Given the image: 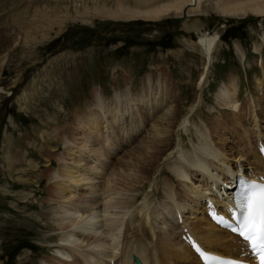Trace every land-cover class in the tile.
Returning <instances> with one entry per match:
<instances>
[{
  "label": "rangeland",
  "instance_id": "374dc122",
  "mask_svg": "<svg viewBox=\"0 0 264 264\" xmlns=\"http://www.w3.org/2000/svg\"><path fill=\"white\" fill-rule=\"evenodd\" d=\"M172 1L0 0V264H44L45 259L53 262L51 264H86L81 253L96 254L101 248L94 247V239L88 234L81 236L84 241L77 247L76 244L61 243L66 227L61 228L56 217L61 206L73 211L78 197L88 195L99 202L104 201L102 192L91 191V196L89 182L76 185L69 181L74 188L71 186L72 189L64 194L73 195L74 205H71L54 191L61 179L54 175L64 165L78 167L80 172L87 169L84 175L90 177L91 174L95 184L100 185L115 167L117 171L121 167H132H126L127 157L125 161L120 158L138 143L144 145L146 137L152 140V124L164 113L168 103L155 108L153 116L147 115L143 128L136 135L126 137L128 142L121 141L114 154L109 152L102 138L96 139L98 133L88 121L93 120L102 94L107 106L116 89L123 92L128 85L134 92L138 91L141 80L149 72L157 75L161 71L165 79L163 86L174 90L170 108L176 107L173 110L176 120L168 126L171 130L168 139L164 145L160 144L163 151L143 183H129L118 177L122 186L126 185L129 190L121 189L123 193L116 197L137 196L135 207L148 197L152 205L148 222L143 210L140 215H134L136 227L132 226V229L146 224L155 230L154 236L149 231L148 237L156 238L164 233L169 236L170 208L158 213L155 207L162 208V204L171 200L164 193V186L169 184L184 206L182 211L190 224L188 227L205 216L195 193L190 192L195 190L192 186H199V191L202 186L206 188L204 181L207 179L196 170L193 160L198 155L203 134L210 133L209 137L217 147L208 156L207 171L215 175L225 173L224 165L221 169L218 167L224 157L219 148L231 155L229 164L238 160L251 167L250 161L239 160L237 155L243 152L254 159L253 151L248 147L249 140L256 148L257 138L264 136V45L261 50L256 49L264 32V15L250 12L244 17L223 15L214 6V0H205L201 12L189 16L183 12L148 18L133 13L137 10L152 12ZM183 15L187 16L186 23L182 21L184 25L176 29L175 18ZM193 26L202 31L219 32L213 61L201 85L198 82L205 70L206 58L197 43L199 31ZM236 44L244 54L236 49ZM232 80L238 86L234 107H221L217 92L224 83ZM186 116L188 122L182 125ZM109 126L111 128L110 123ZM116 129L115 133H121L125 138V133ZM102 130L99 132L105 138L107 132ZM165 144L170 145L166 147ZM101 146L106 147L111 158L106 166L97 162L98 159L93 162L94 149ZM177 146L183 152L194 147V155L187 154L184 160L189 167L190 179L171 171V164L176 163L182 151ZM146 149L140 145L135 155ZM95 163H100L101 172L104 170L101 176L91 169ZM165 178L169 182L164 185ZM207 189L205 193L210 190ZM118 206L110 212H127L129 217L135 211L133 206L128 209L129 213L128 206ZM126 236L132 238L133 230L125 233L123 229L120 245ZM150 237L148 242L154 241L155 247L161 250L159 245L162 244L157 242H162L163 237L159 236L162 241ZM66 251L71 253L68 259L63 256ZM161 252L157 251L158 258L162 257ZM120 256L116 255L114 260L121 264ZM111 263L114 264L113 259Z\"/></svg>",
  "mask_w": 264,
  "mask_h": 264
},
{
  "label": "bare ground",
  "instance_id": "6f19581e",
  "mask_svg": "<svg viewBox=\"0 0 264 264\" xmlns=\"http://www.w3.org/2000/svg\"><path fill=\"white\" fill-rule=\"evenodd\" d=\"M204 2L205 0H173L170 4L165 5V6H160L152 12L144 11V10H137V11L134 10L135 12L133 13L134 15H142L148 18H158L161 16L169 15V14L181 15L183 12L184 14L189 16V15H195L201 12L200 10L202 9V4H204ZM214 2H215L214 6L218 8V10L220 9L223 15H237V16L244 17V15H246L249 12L254 13L257 16L264 15V0H214ZM186 15H183V16H186ZM186 20L183 22L186 23ZM183 22L182 24L184 25ZM193 29L196 30L197 27L193 26ZM198 31L199 33L197 36L198 37L197 43H198V46L201 52L206 58L205 70L201 73L200 80L198 82L199 85H201L203 84V82H205L206 77L208 75V66L213 61V58H214L213 52L217 46L219 32L217 30L213 32L206 31V30L204 31L198 30ZM263 45H264V32L261 35V43L256 47V49L261 50ZM235 47L239 52L241 51L242 53L241 48H239L240 47L239 44H236ZM141 82H142V86L136 92H134L133 89H131L128 85L125 87L123 92L116 89L113 97L108 101L107 106H106V102H104V99H105L104 95L102 94V96L100 97L98 101L99 104L97 105V108H96L97 110L96 111L93 110L94 111L93 120L88 119L89 124L98 133L96 135V139L102 138L101 140L102 141L104 140L106 147L108 146L107 148H112L114 150L118 146H120L121 141L128 142L129 139L127 140L126 137L129 138V136H131L132 134L136 135V133L139 132L140 129L143 128V127L141 128V126L143 125V122L145 121V117H147V115L153 116V112L155 108L162 106L164 102L168 103V106L164 110V113H161V116H159V118H157V120L153 122L152 124L153 132H152V129L150 132V133H154L152 140L146 137L147 140L144 145L142 143H138L136 147L131 149L129 152H126L127 154L126 156H122V158H120L121 160L127 157L126 158L127 161H125L124 159L126 167L132 166L133 168L130 167V168L123 169V167H121V168H118L120 170L117 171L115 167L114 169H112V171L108 173L109 177H107L106 180L104 179L105 182L102 183L103 185L95 184L94 182L95 178L93 179L91 174H90V177H87L89 174L84 175L85 173H87L86 172L87 169L86 170L84 169L83 172H80L78 167L70 168L68 165H64L59 171L55 173L56 175H54L56 179L61 178L56 185L57 188H54V191L58 195L60 196L62 195L61 197H64L65 200H67L66 203H70L71 205H74L73 195L70 194L71 196L69 195L66 196V194H64L65 191L68 192L72 189L70 188L71 186L74 188V185H72V182L76 183V185L80 184L81 182H85V184L86 182H89L90 183L89 191L90 192L91 191L95 192L96 190H98V192L101 191L102 192L101 194L103 195V199H104V201L101 199L103 201L102 203V201L99 202V200L95 199L96 197L92 198V197H89L88 195L87 196L85 195V196H81L77 198L78 202L76 206L74 205L72 209L70 208L73 211H70L66 207L61 206L62 208L57 213L56 218L58 220V224L62 225L61 228L64 229V227H66L67 229V230L66 229L64 230V233L61 237V243L62 242L65 244L68 243L69 245L76 244V247H77L80 242L84 241L81 239L82 235L88 234V237L89 235L93 237L94 240L92 241V243H94V247H101V248L96 250V254L95 253L94 254L93 253H83V252L81 253V255L83 256L82 258L83 262L86 264H111L112 259L114 260L116 255L118 257L119 254L121 255L120 256L121 264H138V262H141L143 264H200L194 252L181 239V233L178 235L180 237L177 236V229L179 227L177 224V220H178L177 214L183 213L182 209L184 208V206L181 204V200H178L173 194L174 190L172 192L170 184L167 185V187L164 186L165 195L167 194V197L171 199L170 205L162 204V208H157V206H155L158 213L160 212L159 210L167 209V207H169L170 211L168 213H169L170 219L168 217L167 218L168 220L172 221L169 225L171 227V230H169L168 232L169 236H166L165 233H164L165 236L159 235L163 237V241L161 237L157 236L162 241V242H157L159 244L160 243L162 244V245H159L162 247V248L160 247L161 250H158L159 247H155V245L153 244L154 241L152 242L150 240L148 242V238L150 237V235L148 237V233H150L149 231H151L153 236L155 234V230L151 227V225L149 226L146 224H143V225L140 224L141 225V226L139 225L140 227L137 226L138 228L132 229V226L136 227L134 226L135 224L133 223L135 221L134 215H138V214L140 215V213L144 210L143 214H144V217L146 216V222H148V218L149 219L151 218L149 217V212H148L150 207L152 206L150 205L151 204L150 200H148L149 198L145 197L142 200V203L138 205L139 207H135L134 201L137 200V196L134 195L130 198L126 196L127 197L126 199L125 197L121 198L122 195L120 197L119 196L116 197V194H119L120 192L123 193L122 190L123 191L129 190L128 188L126 189V185L124 187L122 186L123 184H121L120 181H118V177L119 178L121 177L123 179L122 181H128L129 183L134 181V182H137L139 185L141 184V182L143 183V179H145L146 177L149 176V174H151L150 172L152 171L154 167L153 166L154 163L158 160L159 154L162 153L163 151V148L160 147V144L164 145V143L168 139L167 135L169 134V132H171V130L168 129V126L170 124H174L176 120L173 117L174 115H176L173 113V110H175L176 107L170 108L171 101H172V100L170 101V99L171 98L173 99V97H175L174 96L175 93H173L174 90L163 86L162 82H165V79H163L162 72L160 71L159 74L157 75H154L149 72L146 76H144V79L143 81L141 80ZM235 82L234 80L229 81L228 83H224L219 88L217 92V98H218V103L221 107H225V108L234 107V102L236 100L235 98H236V94L238 91V86L235 85ZM130 85H131V82H130ZM235 107H237L236 104H235ZM141 110H143V112ZM140 112H142L143 114L140 115ZM108 116H110L111 119ZM101 117L103 119H100ZM158 121L159 123H156ZM186 122H188L187 116L184 118V120L181 121V124L183 125ZM109 123L111 125V128L109 126ZM103 128L107 132L105 133L107 134L105 138H103L102 134L99 132V130L100 129L102 130ZM115 128H118L119 131L116 129L118 132L125 133L126 139L124 138V135H122L121 133L120 134L122 136L119 133H115ZM197 129H199L198 126H197ZM89 130H90V127H89ZM209 134L210 133H206L202 135L203 138L200 139V143L198 146L199 147L198 155L197 157H194L193 160H194V165L197 167L196 170L197 171L200 170L202 172V175H203L202 177L205 178V180L207 179L206 178L207 174L210 178L214 177L218 179L214 181L215 186L218 190L220 188L219 187L220 184H218V181H221L223 179V175H221L223 173L221 174L218 173V175H215V173H212L211 171L206 170L207 163L210 162L208 160V156H210L211 153L214 151V149L217 148V147L216 148L214 147L215 145L213 141L210 139L211 137H209ZM161 138H162V141H161ZM89 139L90 138L88 137V140ZM259 139L260 138L258 137L256 140V145H255L256 148H254V146L251 143V140H249L250 142L248 144L249 145L248 147L249 149H252L253 151L252 156L254 159L249 158L248 154H245L243 152H238L237 156H239V160L246 159L250 161L249 163L250 165H253L259 169L260 168L264 169V160L262 159L258 151V146H257ZM140 145L146 146L147 149L145 151L143 150L142 153L135 155L136 148L138 149ZM165 145L167 147L170 144H165ZM106 147L103 149V147L101 146L99 149L98 148L94 149L96 156L93 162H96V159H98L97 162L100 161L102 166L103 165L106 166L107 162L109 163L110 156H109V152L107 151ZM179 148L180 147L177 146L178 150L181 149ZM219 150L221 154L224 156V157H221V160L223 162L219 161L220 166L218 165V167L220 169L222 165L229 167L230 165H233L234 162L236 163L238 161V160L237 161L233 160V163L229 164L228 159L231 158V155H229L222 148H219ZM187 154H190L193 156L194 147L191 151L183 152L182 150L179 154V157L177 158L176 163L171 164L173 165V167H170V168H171V171L178 174V176H180L181 178L190 179V177H188L189 174L187 173L188 166L184 162V160L187 158ZM134 157H135V160H132ZM128 160H130L131 162L129 163ZM100 163L99 164L95 163L94 165L92 164L94 169L93 168L91 169L93 170V172L95 171V173L101 176V173H103L104 170L103 172H101V169L98 168V165H100ZM239 165H242V164H238V165L236 164V166H239ZM262 171L264 172V170ZM95 173L94 175H96ZM136 173H138L139 175H137L135 178L133 177V175H135ZM108 175H105V176H108ZM102 176H104V174ZM167 180L168 178H165L164 185L167 184V182H169ZM69 181H72V182H69ZM206 184L207 186L205 189L207 188L211 189L212 185H210V183L208 182V179L206 180ZM198 187L197 186L193 187L195 188V190H192V191H190L191 190L190 188L188 187L187 188L188 190L190 189L189 190L190 192H193L196 195H201L202 192L199 191ZM203 194H205V192ZM90 195L92 196V192ZM172 201H174L175 203ZM118 204L120 205V207L128 206L127 210L134 205L133 211L134 210L135 211L129 217L127 216V212L126 213L123 212L124 215L122 216H121V214H123L122 212L120 213L110 212L116 209V207H119ZM175 207H177V210H175ZM128 213H129V210H128ZM126 216L128 218L126 221H124L125 222L124 224L123 220L126 219ZM187 224H189V222ZM123 229L125 233L129 230H133V237L129 239L126 236V238H124L125 239L124 243L120 245L121 243L119 241V238H120V235ZM189 229L194 234H196L197 237L209 248L222 251L226 254H236L239 251V249L237 250L236 248H241V243L238 241L237 237L230 235L229 233L216 228L213 224H211L208 221L206 216L199 217V219L194 221V224L191 227H189ZM157 237L156 238L150 237V239L155 238L157 241H159ZM121 240H122V237H121ZM149 243H151V245L153 244L154 246H150ZM76 247L72 246L71 249L75 251ZM120 248H121V251L119 250ZM233 248L235 249L233 250ZM157 251H162L161 252L162 257L159 255L160 257L158 258ZM63 256L65 258L67 257L69 258L71 256V253L66 251L63 253ZM106 259H109V261H107ZM43 263L51 264L53 262L49 263L48 260L45 259ZM114 264H120V263H117L116 260H114Z\"/></svg>",
  "mask_w": 264,
  "mask_h": 264
},
{
  "label": "snow or ice",
  "instance_id": "6c2138e0",
  "mask_svg": "<svg viewBox=\"0 0 264 264\" xmlns=\"http://www.w3.org/2000/svg\"><path fill=\"white\" fill-rule=\"evenodd\" d=\"M240 184V190L235 196V212L228 209L235 226L229 227L247 243L259 264H264V182L241 178ZM196 250L201 251L200 248ZM201 256L204 257V253L201 252ZM224 264L235 262L226 261Z\"/></svg>",
  "mask_w": 264,
  "mask_h": 264
},
{
  "label": "water",
  "instance_id": "95a60500",
  "mask_svg": "<svg viewBox=\"0 0 264 264\" xmlns=\"http://www.w3.org/2000/svg\"><path fill=\"white\" fill-rule=\"evenodd\" d=\"M186 19H187L186 16H182V17H179V18H175V20H176L177 23H178V27H177L176 29H179V28L181 27L182 21H184V20H186ZM176 29H175V30H176ZM138 263L143 264V263H141V262H138Z\"/></svg>",
  "mask_w": 264,
  "mask_h": 264
}]
</instances>
